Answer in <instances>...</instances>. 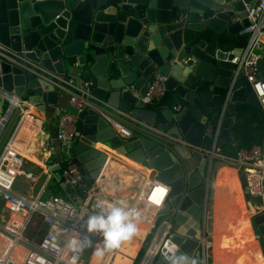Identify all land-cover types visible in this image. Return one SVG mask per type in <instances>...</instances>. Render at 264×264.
I'll use <instances>...</instances> for the list:
<instances>
[{
    "label": "water",
    "instance_id": "water-1",
    "mask_svg": "<svg viewBox=\"0 0 264 264\" xmlns=\"http://www.w3.org/2000/svg\"><path fill=\"white\" fill-rule=\"evenodd\" d=\"M253 1L0 0L1 44L22 51L51 71L63 72L67 60L73 58L94 78L93 94L121 114L155 127V132H135L125 139L92 110H80L75 124L80 135L73 137L69 154L82 174L95 177L107 155L93 146L90 140H94L168 185L170 191L159 211L169 215L172 234L163 240L153 264H163L162 253L169 241L189 253L191 241L202 237L198 220L204 191L200 183L211 162L201 152L211 143L203 128L207 121L216 120L242 51L240 46L226 48L225 36L247 23L245 5ZM235 14L239 20L233 21ZM181 54L195 61L182 63L177 59ZM155 75H164V90L153 102L143 103L134 90L143 93ZM0 86L31 104L41 103L42 109L45 103L57 101L50 82L4 59H0ZM244 101L258 105L249 83L237 76L226 100L217 147L233 142L228 120L235 104ZM2 110L0 101V115ZM16 115L13 110L0 131V146ZM82 148L89 150L80 155ZM86 155L92 157L89 163L84 161ZM240 182L243 188V173ZM243 197L245 201L250 198L246 191ZM251 223L263 242L264 255L262 214H252ZM185 235L189 236L186 240ZM192 256L201 264L199 249Z\"/></svg>",
    "mask_w": 264,
    "mask_h": 264
},
{
    "label": "built area",
    "instance_id": "built-area-1",
    "mask_svg": "<svg viewBox=\"0 0 264 264\" xmlns=\"http://www.w3.org/2000/svg\"><path fill=\"white\" fill-rule=\"evenodd\" d=\"M247 23L238 29L239 34H246V42L237 58L231 74L230 86L220 106L219 114L214 122L204 124L203 135L211 137L207 150L198 149L212 161L213 158L238 166L244 175V190L254 198L252 214L261 213L264 218V142L254 143L248 148H238L234 154H227L216 146L217 133L224 114L226 100L231 84L237 76L245 79L254 93L258 105L264 113V80L258 77L260 59L259 47L264 41V0H254L245 5ZM231 20H239L233 15ZM0 59L18 66L23 72L41 77L50 82L55 89L64 91L67 102L76 112L90 109L106 123L118 136L131 138L134 132H155L152 124L139 122L135 119H125L118 111L110 107L104 100L91 92L94 79L82 72L78 65L69 72L58 73L48 70L38 62L26 57L22 51L12 50L0 43ZM178 61L189 63L195 61L189 54H181ZM164 75H155L148 83L146 90L135 95L143 103H151L163 92ZM0 101L3 110L0 115V131L9 119L13 110L17 115L0 146V264H71V253L66 246V240L74 235L73 230L84 232L83 219L85 211L98 210V205L116 202L98 192L94 186L85 187L82 173L78 165L71 160L70 151L73 137L79 136L76 129V114L56 108V137L64 154V164L59 172V185L67 196L54 193L46 196L20 193L13 190L12 185L19 173L32 179L33 173L23 170L24 155L18 147H29L31 138L39 128V116L35 110L25 108L26 100L12 90L0 86ZM230 121H233L231 116ZM264 141V140H263ZM44 146L51 149L45 141ZM48 176L47 169H44ZM149 173V172H148ZM146 176L140 183L129 207L140 213L139 220L147 223L149 238L143 240L144 250L137 264H153L159 253L163 240L172 234V221L166 213L159 211L157 205L149 196L155 187L164 185L154 173ZM80 191V194H75ZM74 193V194H70ZM166 200V198H165ZM149 202L150 213L142 212V205ZM35 215V216H32ZM31 230L30 233H26ZM94 242H99L98 234L92 235ZM125 256L121 247L109 252L100 262L91 249L79 254L78 264H117L115 255ZM205 264L204 258H202Z\"/></svg>",
    "mask_w": 264,
    "mask_h": 264
},
{
    "label": "crops",
    "instance_id": "crops-1",
    "mask_svg": "<svg viewBox=\"0 0 264 264\" xmlns=\"http://www.w3.org/2000/svg\"><path fill=\"white\" fill-rule=\"evenodd\" d=\"M259 50L262 55L260 64L261 67H264V41L261 43ZM73 62V58L68 59L63 67V72H69L76 68L72 64ZM79 68L84 73L82 66H79ZM86 75L92 77L91 74ZM56 92V103H45L44 109H42L41 103L31 104L25 101L24 107L33 109L38 114L39 128L38 133L30 139L29 147H18L24 155L23 170L33 173V178L30 179L22 174L21 184L18 187H15L14 183L12 185L13 190L17 192L30 195L33 194L35 188H38L37 194L40 193L41 196L54 193L67 196V193L59 185V172L64 164V154L56 137L55 109L58 107L74 114H76V111L68 104L67 95L64 91L59 92L56 89ZM115 110L117 111V109ZM121 115L129 122H131L129 119H133L128 115ZM230 124L229 119L228 127ZM80 139L90 140L87 136H80ZM263 140L259 143L264 142ZM45 141L51 145V149L44 146ZM90 141L96 149L104 150L107 156L103 159L95 177L90 176L88 172L84 173L86 177L92 179L91 184L84 180V186H94L98 192L112 200L116 202L122 200L126 204H130L135 195L136 185L139 187L146 176L153 175L124 156L104 149L101 144L94 140ZM233 143L234 141L230 142L229 140L223 142L219 150L228 154L230 149H228L227 144ZM88 150L82 148L79 154L84 155ZM87 156H84L86 158L84 161L89 163L92 157ZM44 169H47L48 176L45 174ZM240 175L241 172L237 165L213 158L207 174L202 176L200 185L204 191L203 205L200 207V219L198 220L199 233L201 232L202 237L191 241L193 244L189 247L190 255H193L195 249L200 250L201 264H203L202 258H204L205 264H264L263 242L255 234L251 223L255 199L250 197L248 201L244 200L243 192L245 190L241 186ZM74 193L80 194L81 192L75 191ZM152 196L153 194H150L149 197L152 199ZM149 206L150 203L145 202L142 205V212L149 214L151 211L148 210ZM136 223L139 234H136L129 241L122 242L120 246L122 253L127 256H123L127 264H131L133 261L136 250L143 245L142 239H146L143 236L148 232L147 223L139 219ZM184 237L186 240L189 236L185 235ZM253 241L255 242V250L257 249L260 254V261L255 260L256 262H254L252 248L250 247ZM126 245H128V251H125Z\"/></svg>",
    "mask_w": 264,
    "mask_h": 264
},
{
    "label": "clouds",
    "instance_id": "clouds-1",
    "mask_svg": "<svg viewBox=\"0 0 264 264\" xmlns=\"http://www.w3.org/2000/svg\"><path fill=\"white\" fill-rule=\"evenodd\" d=\"M169 191L168 187L158 185L153 191V201L162 205ZM97 207L98 210L85 211L84 216L80 217L83 219L84 232L73 230L75 234L65 242L71 253V264H78L79 254L88 249L93 251L98 261L104 262L107 253L118 249L122 242L131 240L138 233L136 221L140 213L124 201ZM93 234H98L101 240L94 242L91 238ZM161 259L163 264H198L195 257L182 251L172 241L164 249Z\"/></svg>",
    "mask_w": 264,
    "mask_h": 264
},
{
    "label": "trees",
    "instance_id": "trees-1",
    "mask_svg": "<svg viewBox=\"0 0 264 264\" xmlns=\"http://www.w3.org/2000/svg\"><path fill=\"white\" fill-rule=\"evenodd\" d=\"M226 35V34H225ZM246 34H227L225 36V47L232 48L234 46H244L246 42ZM258 77L264 80V67L260 68ZM229 134L233 139V144H227L230 149L229 154H234L238 148H248L254 143H259L264 139V113L259 105L244 101L235 104L233 121L229 126ZM226 145V144H225ZM83 180L88 183L92 182L89 177L82 174ZM91 184V183H90ZM147 235V234H146ZM150 234L148 233L147 239ZM144 246H140L134 255V259L131 264H137L139 258L142 255Z\"/></svg>",
    "mask_w": 264,
    "mask_h": 264
},
{
    "label": "rangeland",
    "instance_id": "rangeland-1",
    "mask_svg": "<svg viewBox=\"0 0 264 264\" xmlns=\"http://www.w3.org/2000/svg\"><path fill=\"white\" fill-rule=\"evenodd\" d=\"M22 174L23 173H19L16 176V180L14 182V186L15 187H18L21 184V180H22V177H23ZM137 187H138V185H136V187H135V190H136L135 193L137 192ZM37 190H38V188H35L32 195H36L37 194ZM32 216H35V215H32ZM30 232H31V230H27L26 231V233H30ZM137 234H139V232ZM146 234L148 235V233H146ZM146 234L143 236V238H147ZM142 242H143V239H142ZM128 250H129L128 245H126L125 251H128ZM115 256H119V255L116 254ZM119 257L120 258H119V261L117 262V264H127L126 263V259L123 256H119Z\"/></svg>",
    "mask_w": 264,
    "mask_h": 264
},
{
    "label": "bare ground",
    "instance_id": "bare-ground-1",
    "mask_svg": "<svg viewBox=\"0 0 264 264\" xmlns=\"http://www.w3.org/2000/svg\"><path fill=\"white\" fill-rule=\"evenodd\" d=\"M251 248H252V256H253V258H254V262H256L255 260H258V261H260V254H259V252H258V250L256 249L255 250V242L253 241L252 242V244H251V246H250ZM119 256L117 257V261H119ZM115 261H116V256H115ZM116 261V262H117Z\"/></svg>",
    "mask_w": 264,
    "mask_h": 264
}]
</instances>
